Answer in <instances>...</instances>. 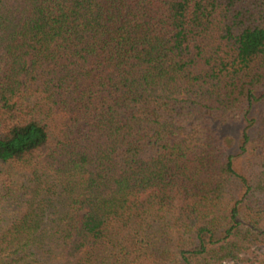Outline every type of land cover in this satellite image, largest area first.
I'll list each match as a JSON object with an SVG mask.
<instances>
[{
    "label": "trees",
    "instance_id": "trees-1",
    "mask_svg": "<svg viewBox=\"0 0 264 264\" xmlns=\"http://www.w3.org/2000/svg\"><path fill=\"white\" fill-rule=\"evenodd\" d=\"M262 247L264 0H0V264Z\"/></svg>",
    "mask_w": 264,
    "mask_h": 264
},
{
    "label": "rangeland",
    "instance_id": "rangeland-1",
    "mask_svg": "<svg viewBox=\"0 0 264 264\" xmlns=\"http://www.w3.org/2000/svg\"><path fill=\"white\" fill-rule=\"evenodd\" d=\"M242 127V122H234L224 128V135L227 136V141L229 142V146L232 152H236V146L239 143V136ZM236 164L237 166H240L242 164V160H236ZM261 249L264 250V247H262Z\"/></svg>",
    "mask_w": 264,
    "mask_h": 264
}]
</instances>
